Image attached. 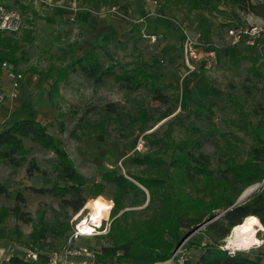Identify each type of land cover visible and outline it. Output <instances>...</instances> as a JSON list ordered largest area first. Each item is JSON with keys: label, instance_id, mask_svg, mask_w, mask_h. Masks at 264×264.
I'll return each mask as SVG.
<instances>
[{"label": "rangeland", "instance_id": "rangeland-1", "mask_svg": "<svg viewBox=\"0 0 264 264\" xmlns=\"http://www.w3.org/2000/svg\"><path fill=\"white\" fill-rule=\"evenodd\" d=\"M6 1L23 12L20 4L28 6L30 14L21 32L4 33L19 44L14 59L17 62L8 61L23 72L25 79L18 97H11L10 79L2 70L0 129L22 117L47 123L59 147L80 172L88 200L72 214L62 207L61 197L36 192L34 188L66 182L59 176L56 153L26 140L18 165L0 164V184L6 188V193L0 194V264H6L12 256L47 264L40 256L38 260L28 258L27 253L40 252L47 259L51 252L68 245L92 250L95 257L89 264H135V258L98 260L102 247L114 244L123 231L131 238H137L140 232L155 236L151 257L171 254L170 245H174L169 259L149 261V257L147 264H179L177 257H172L181 246L185 264H195L203 246L210 243L205 233L211 220L208 214L216 212L215 208L240 188L236 170L252 163L255 170L242 174L251 178L263 175L264 164L261 159L251 161V152L258 144L257 137L264 141V44L230 46L227 30L264 27V18L232 5L196 7L190 0H66L81 10L100 3L101 8L93 11L99 13L127 9L130 25L115 35L111 45H104L114 56H105V63L114 64L118 72L138 65L149 73L161 74L163 82L174 85L167 92L176 112L161 122L150 119L143 129V121L162 108L153 100L148 85L128 89L111 77L95 83L79 70L70 69L68 78L59 81L60 72L75 59L71 47H64L62 55L54 47L56 52H52L51 45L43 41H30L27 32L36 19L30 0ZM186 32L198 41L200 49V57L191 63L186 62L184 54ZM32 36L36 38L34 29ZM212 51L215 55L207 57L206 52ZM252 67L261 70L262 76L252 72ZM112 103L118 112L106 109ZM210 132L216 135L203 147L210 163L189 178L173 165L175 159L184 156L176 146L196 135L207 140ZM136 157L145 163L131 160ZM104 172L110 176L105 177ZM115 172L124 174L140 189L127 183L118 188L112 181ZM144 179L152 184L154 196L142 183ZM259 184L253 193L264 187V180L246 186L237 200ZM19 194L23 199H18ZM117 196L120 206L115 204ZM97 199L107 214L92 235L73 238L76 224L87 218L91 200ZM179 212L206 214V221L194 231L181 228L178 234L174 214ZM20 213L27 220L21 219ZM231 234L221 241L222 248L245 251L264 261V230L257 234L261 242L248 249L228 247ZM167 241L172 242L169 248Z\"/></svg>", "mask_w": 264, "mask_h": 264}, {"label": "trees", "instance_id": "trees-1", "mask_svg": "<svg viewBox=\"0 0 264 264\" xmlns=\"http://www.w3.org/2000/svg\"><path fill=\"white\" fill-rule=\"evenodd\" d=\"M100 1L107 2L108 0H97V2ZM190 2L196 7H210V9H213L215 6L219 7L221 5H232L243 13H252L264 18V0H190ZM99 4L100 3H97L98 7L85 6V8L89 11H97L101 8ZM20 6L23 7L26 15L30 14L28 6L22 4H20ZM27 19V22H31V19ZM31 27L32 28H30V30L28 29L27 33L30 35L29 40H34L33 42L35 43V37L32 36L33 29L35 28L33 22H31ZM18 50V42L12 39L10 35L0 32V75L2 73L1 66L3 61L9 60L17 62L14 59ZM105 56L110 58L114 57L108 50L107 46H104L103 48H100V46L95 47L90 52L73 59L67 68L60 72L59 81L61 79H66V77L68 78V71L70 69V71L79 70L83 75L94 80L95 83H102L105 78L111 77L122 83V85L128 89L140 87L143 84L148 85L150 87L153 100L160 103L162 108H158L155 116L147 118L143 121V129H145V127L149 124L150 119H154L155 122H161L176 112L177 107L174 104V100L167 92V90L174 85L172 83L163 82L164 80L161 74L149 73L140 68L138 65L130 69L124 68L122 72H118L117 69H115L116 66L114 64L108 66L105 63ZM253 70L256 72L257 76H262L263 72H261V70L256 67H252L251 71L253 72ZM140 77L143 78L142 81L139 80ZM149 83H151V85ZM53 87H57V82ZM116 106L117 105L114 103L108 104L106 109L116 113L119 111ZM145 116H147V113H145ZM215 135L216 134L212 132L208 133L206 138L207 140H204V138L200 135H196L193 139L178 144L176 148L179 152H182L184 156L180 159H175L173 161V165L182 169L189 178L194 177V172L205 170L207 165L210 163V158L204 151L203 147L206 141H209V139ZM26 140L37 143L43 148L56 153L58 157L59 176L66 182V184L62 186L54 184L52 187H39L34 188V190L38 193H49L54 196H59L61 197L62 207L69 209L72 214L79 212L88 200L84 193L85 182L73 161L68 157L67 153L59 147L58 142L54 135L50 132L49 125L47 123H44L36 118L22 117L12 121L10 124H5L0 129V164L18 165L24 151ZM255 141H257L258 144L252 149L251 161L261 159L262 164H264V141L261 139L259 140L258 137ZM133 159L140 161V164L145 163L144 159L141 157L131 158V160ZM180 161L181 163L179 164ZM245 170L254 171V165L252 163H249L248 165L245 164V166H240L236 170V177L238 184H240V188L237 189L236 193L232 197L230 196L225 198L222 206L215 208L217 209L216 212L212 210V212L208 214L212 218L226 210L219 218L207 224L205 233L208 235L210 243L203 246V251L195 264H264L263 261L253 258L248 252L241 250L231 252L230 250L221 247V241L231 233L235 226L242 224L244 219L248 216H258L261 223L264 225V187L253 193L244 203L233 207L237 198L246 186L256 182H262L264 180V169L261 173L263 174L262 176H256L254 178H251L249 175H243L242 173ZM104 174L105 177L110 176L108 172H104ZM112 176V181L118 184V188L125 186L127 183L128 185H132L135 189H140L137 185L128 181L124 174H116L115 172ZM142 181V183L154 196L155 193H153V186L149 180L144 179ZM99 185L100 184L97 183L96 187L98 188ZM2 193H6V188L0 184V194ZM21 198L23 199V197L19 194L18 199ZM115 204L116 206H120L121 204L118 196L116 197ZM19 215L21 219H26L25 214L20 213ZM204 218H206V214L198 216H191L182 212L174 214V220L177 225V233L181 228H188L190 231L198 229L206 221ZM124 233L125 232L123 231V236L115 240L114 244L102 247L98 253V260L103 258L111 259L113 257H117L118 259L135 258V264H147L148 261L146 260L151 257L150 255L155 250V236H150L140 232L137 238H131ZM140 238H142V240H138ZM181 238L182 236L177 241H181ZM171 243L172 242L166 243V247L168 246L169 248ZM170 248L171 254L162 253L157 257L152 256L149 261L169 259L173 254L172 251L175 247L171 244ZM39 256L45 261V263H47V259L43 256V254L40 253ZM6 264L34 263L27 262L18 256H12Z\"/></svg>", "mask_w": 264, "mask_h": 264}, {"label": "crops", "instance_id": "crops-1", "mask_svg": "<svg viewBox=\"0 0 264 264\" xmlns=\"http://www.w3.org/2000/svg\"><path fill=\"white\" fill-rule=\"evenodd\" d=\"M28 3L30 9L36 12L35 43L43 41L51 45L52 52H56V48L62 55L64 47L67 49L70 46L74 58L90 52L95 47L111 45L115 35H119L130 25V14L124 8H119L121 12L99 13L81 10L75 3L66 0H30Z\"/></svg>", "mask_w": 264, "mask_h": 264}, {"label": "built area", "instance_id": "built-area-1", "mask_svg": "<svg viewBox=\"0 0 264 264\" xmlns=\"http://www.w3.org/2000/svg\"><path fill=\"white\" fill-rule=\"evenodd\" d=\"M26 24V14L18 7L11 5L6 0H0V32L3 33H19L23 30ZM264 27L252 26L246 29H240L231 27L227 30V40L230 46H237L241 43L245 44H264ZM261 43V44H260ZM184 54L186 62L191 63L198 57H200V49L198 47V41L193 36L186 32L184 40ZM214 56L215 52H206V56ZM1 69L6 71L7 77L10 79L11 84V97H18L20 87L25 79L23 72L19 71L8 61H3ZM4 95L0 89V106L3 103ZM85 221V220H84ZM84 221L78 222L74 229L73 238L92 235L99 225L91 220H87L92 227H86ZM87 223V224H88ZM91 228L92 230H89ZM183 253V246L179 248V251L173 255V259L177 257L179 264H185L187 258L180 256ZM28 258H34L38 260L39 252L29 251L27 253ZM95 254L87 247H77L74 245L64 246L61 249L55 250L50 253L47 258V264H89Z\"/></svg>", "mask_w": 264, "mask_h": 264}, {"label": "bare ground", "instance_id": "bare-ground-1", "mask_svg": "<svg viewBox=\"0 0 264 264\" xmlns=\"http://www.w3.org/2000/svg\"><path fill=\"white\" fill-rule=\"evenodd\" d=\"M90 213L85 219L84 223L86 227H92L91 224H87V220L100 224L102 218L107 214L100 200H91ZM89 230H92L89 228ZM264 230V227L257 216H248L244 219L243 223L235 226L232 229V234L229 238V246L237 249H248L261 242L258 237V232ZM259 242V243H257Z\"/></svg>", "mask_w": 264, "mask_h": 264}, {"label": "water", "instance_id": "water-1", "mask_svg": "<svg viewBox=\"0 0 264 264\" xmlns=\"http://www.w3.org/2000/svg\"><path fill=\"white\" fill-rule=\"evenodd\" d=\"M260 186V184L258 186H256L255 188H253V190H251L250 192H247L245 194H243L236 202L235 204L233 205L236 206V205H239V204H242L243 202H245V200L254 192V190H256L258 187ZM232 208V207H231ZM230 209V208H229ZM228 210V209H227ZM226 211V210H225ZM225 211L217 214L216 216H214L213 218H211L210 221H208L206 224H209L210 222H212L213 220L219 218L221 215H223L225 213Z\"/></svg>", "mask_w": 264, "mask_h": 264}, {"label": "clouds", "instance_id": "clouds-1", "mask_svg": "<svg viewBox=\"0 0 264 264\" xmlns=\"http://www.w3.org/2000/svg\"><path fill=\"white\" fill-rule=\"evenodd\" d=\"M257 243H259V242H257Z\"/></svg>", "mask_w": 264, "mask_h": 264}]
</instances>
